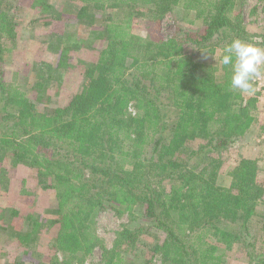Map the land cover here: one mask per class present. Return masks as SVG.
<instances>
[{"label":"trees","instance_id":"obj_1","mask_svg":"<svg viewBox=\"0 0 264 264\" xmlns=\"http://www.w3.org/2000/svg\"><path fill=\"white\" fill-rule=\"evenodd\" d=\"M72 1L85 6L79 19L87 16L86 8L140 5L154 9L158 21L179 6L196 11L195 20L204 23L196 31L178 28L175 38L151 40L133 32L137 14L106 17L93 29L105 46L85 54L81 87L66 93L53 112L0 73V154L5 167L24 174L17 180L28 172L37 179L35 211L55 232L53 244L43 249V264H82L96 248L105 264H130L125 254L152 233L150 249L160 264H221L223 249L235 244L244 247L248 264H264V241L258 251L260 233L253 230L259 226L264 234V213L257 211L264 204L260 163L242 159L227 187L217 179L221 156L257 123L259 93L246 99L230 90L229 67L221 65L219 74L186 53L189 48L214 54L237 38L257 44L235 13L237 0ZM16 29L17 20L0 0L2 65L13 52ZM110 206L131 217L141 206L151 226L122 229L108 249L92 229ZM30 220L33 236L42 223Z\"/></svg>","mask_w":264,"mask_h":264},{"label":"rangeland","instance_id":"obj_2","mask_svg":"<svg viewBox=\"0 0 264 264\" xmlns=\"http://www.w3.org/2000/svg\"><path fill=\"white\" fill-rule=\"evenodd\" d=\"M2 7L3 10H10L17 20V37L11 44L13 52L7 55L3 65L0 63V73L3 72L6 82L21 87L32 102L47 112H53L66 93L81 87L87 66L85 54L95 53L105 46L104 42L95 39L93 29L101 26L106 17L124 19L128 12L137 14L132 21L133 32L151 40L175 38L178 28L196 31L204 23L203 20H195L196 11H185L179 6L158 21L154 18V9L140 5H132L123 11L108 8L91 12L86 8L87 16L84 19L78 18L84 4L72 0H2ZM235 13L243 16L246 30L255 35L254 40L258 41L255 45L264 47L260 44L264 36V0H237ZM225 45L222 44L223 47ZM223 47L214 54L208 50L189 48L186 53L197 62L214 65L220 74L219 60ZM62 52L66 53L63 57ZM162 68L163 65L154 67L152 76ZM37 84L41 85L39 89ZM253 86L259 93V102L254 111L258 120L241 141L221 156L223 165L217 179L218 184L225 187L229 186L231 173L242 159L258 161L263 170L261 177L264 178V78L254 81ZM251 96L245 94L246 99ZM10 167H5L0 154V264H8L16 259L25 264H43V249L53 244L55 232L47 227L43 215L35 211L41 188L37 179L32 174L28 175L29 172L25 179L17 180L24 174ZM257 211L263 214L264 204ZM31 217L42 225L33 236H28L34 227ZM150 226L141 206L135 208L133 217L128 213L120 215L118 206H110L95 219L92 231L106 248L111 249L117 232L122 229ZM253 230L260 233L258 251H263L261 243L264 234L259 226H253ZM141 240L135 251L125 254L130 264H145L153 257L154 263L160 264L159 257L154 256L150 249L151 244L155 243L156 233ZM223 251L221 264H248L241 244H235L230 250L224 248ZM58 256L60 260L63 259L60 253ZM82 264H105L102 250L96 248Z\"/></svg>","mask_w":264,"mask_h":264},{"label":"clouds","instance_id":"obj_3","mask_svg":"<svg viewBox=\"0 0 264 264\" xmlns=\"http://www.w3.org/2000/svg\"><path fill=\"white\" fill-rule=\"evenodd\" d=\"M219 63L230 68V90L251 95L253 82L264 78V47L233 39L221 50Z\"/></svg>","mask_w":264,"mask_h":264},{"label":"built area","instance_id":"obj_4","mask_svg":"<svg viewBox=\"0 0 264 264\" xmlns=\"http://www.w3.org/2000/svg\"><path fill=\"white\" fill-rule=\"evenodd\" d=\"M129 112L132 113L133 115L136 114V110L132 105H130V107H129Z\"/></svg>","mask_w":264,"mask_h":264}]
</instances>
